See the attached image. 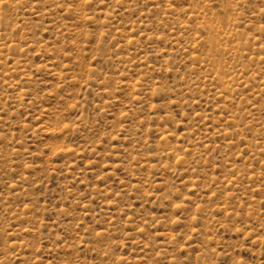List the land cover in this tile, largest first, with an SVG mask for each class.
Listing matches in <instances>:
<instances>
[{"label":"rangeland","instance_id":"374dc122","mask_svg":"<svg viewBox=\"0 0 264 264\" xmlns=\"http://www.w3.org/2000/svg\"><path fill=\"white\" fill-rule=\"evenodd\" d=\"M0 264H264V0H0Z\"/></svg>","mask_w":264,"mask_h":264}]
</instances>
